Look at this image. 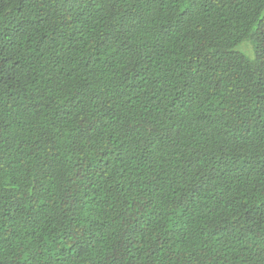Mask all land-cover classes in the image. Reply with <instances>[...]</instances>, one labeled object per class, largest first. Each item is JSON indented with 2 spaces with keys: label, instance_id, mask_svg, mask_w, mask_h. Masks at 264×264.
Here are the masks:
<instances>
[{
  "label": "trees",
  "instance_id": "16d2710c",
  "mask_svg": "<svg viewBox=\"0 0 264 264\" xmlns=\"http://www.w3.org/2000/svg\"><path fill=\"white\" fill-rule=\"evenodd\" d=\"M0 264H264V0H0Z\"/></svg>",
  "mask_w": 264,
  "mask_h": 264
},
{
  "label": "rangeland",
  "instance_id": "374dc122",
  "mask_svg": "<svg viewBox=\"0 0 264 264\" xmlns=\"http://www.w3.org/2000/svg\"><path fill=\"white\" fill-rule=\"evenodd\" d=\"M243 45H244V47H245L246 44L244 43V44H242L241 46H239V50L242 51V52H245V53L248 54L250 57H254V50H253L252 52H248V51H246V50L244 49Z\"/></svg>",
  "mask_w": 264,
  "mask_h": 264
}]
</instances>
